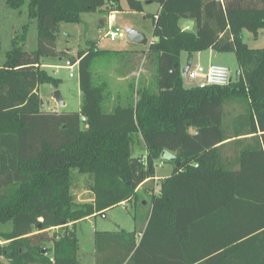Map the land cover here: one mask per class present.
<instances>
[{
	"label": "trees",
	"instance_id": "1",
	"mask_svg": "<svg viewBox=\"0 0 264 264\" xmlns=\"http://www.w3.org/2000/svg\"><path fill=\"white\" fill-rule=\"evenodd\" d=\"M125 1V11L143 13L139 0ZM153 2L147 51L159 92L105 113L89 72L104 51L72 56L56 40L60 23L123 11L119 0H0V264H80L76 223L135 201L157 162L173 169L151 195L145 229L95 231L93 264H187L182 249L196 243L216 248L220 264H264V47L242 41L243 31L257 39L264 28V0ZM23 6L28 23L5 47L2 11L25 14ZM29 22L36 41L26 49ZM205 50L234 53L235 79L185 88L180 54ZM41 56L78 63V113L40 107L39 86L56 85ZM229 104L242 110L226 118ZM134 136L143 157L132 156ZM73 171L88 179L91 200L75 201Z\"/></svg>",
	"mask_w": 264,
	"mask_h": 264
},
{
	"label": "rangeland",
	"instance_id": "2",
	"mask_svg": "<svg viewBox=\"0 0 264 264\" xmlns=\"http://www.w3.org/2000/svg\"><path fill=\"white\" fill-rule=\"evenodd\" d=\"M143 7V13H133L125 11L127 4L125 0H119L120 7L123 11H115L111 16L113 25H116L121 34L116 40H109L104 37L106 27L100 28L99 21L107 19V13L105 11H97L92 13H84L81 15L80 23H60L59 33L56 40L57 51H66L72 56H76L78 51H87L93 49L95 45L97 49L112 52H121L123 54L126 49L132 46L127 40L126 30H141L140 32L148 39V43L143 49H146L151 42V33L153 29L152 15L158 10V5L153 0H139ZM2 9V6L0 7ZM3 10V9H2ZM21 10L25 11V14L21 12L20 15H15L10 11H2V29L4 32V46L9 44V40L15 33L20 32L21 26L28 23L26 15V7L23 6ZM111 21V20H110ZM180 25L184 28V22L181 21ZM193 27L188 30H193ZM151 39V40H150ZM36 41V26L33 22H29L28 30L26 33V43L24 48H32ZM242 41L247 44L251 49H261L264 47V28L259 31L257 39H253L251 34L243 31ZM153 55V53L148 52ZM213 58H210L211 63L222 64L230 72L231 79H235L237 71V61L234 53H215L213 52ZM120 58V56H119ZM196 54L191 59L188 58V54L182 52L179 56L180 69H185L189 66L190 70L196 67L197 63L206 64L208 59V52L205 50L199 56V61L196 60ZM108 59H96V63L103 64ZM120 59L117 60L119 62ZM40 62L42 68L47 75L56 80L55 87L51 84H42L38 88V94L41 97L43 104L42 109L45 111L54 112H66V113H78L82 104L81 91L78 85V74L76 68L72 71V77H69V71L65 67V59L63 58H51L41 56ZM194 82H198L197 79L188 82L186 78L183 79V85L185 88H190L195 85ZM153 83L148 89L150 92H154ZM58 92L64 105L58 107L55 102H52V94ZM242 109L232 106L231 104L225 107L226 118L234 115ZM229 113V115H227ZM131 153L134 157H143L145 150L142 141L138 136L133 137V146L131 147ZM163 164V163H162ZM161 162H157V173L159 175L167 173L173 169V165L170 162H165L163 165ZM72 186L71 193L75 198V201L82 203L84 201L91 200V194L87 191V178L79 175L76 171L72 172ZM141 186V185H140ZM136 200L132 202L122 203L114 208L106 211L104 216H95L83 219L76 223L74 231L78 239V260L80 264H92L93 263V236L94 232H116L123 230L125 232H131L133 230H139L143 227L145 222L146 213L148 212L151 195H149L148 186L137 188ZM134 217V219H133Z\"/></svg>",
	"mask_w": 264,
	"mask_h": 264
},
{
	"label": "crops",
	"instance_id": "3",
	"mask_svg": "<svg viewBox=\"0 0 264 264\" xmlns=\"http://www.w3.org/2000/svg\"><path fill=\"white\" fill-rule=\"evenodd\" d=\"M105 21L106 18L99 21L100 28H103L105 26ZM184 25L188 28L193 27V23L190 21L184 23ZM134 31L141 33V30ZM144 47L145 45L132 43V46L129 49H126V51H124L122 55L119 54L121 52H109L102 50L104 51V53L96 56L91 61L89 67L91 84L93 87L100 88L102 91L103 100L101 103V108L105 113H111L117 106L122 108H132L138 101L139 92L145 91L150 95L158 94L159 90L157 86V57L155 54H148L146 49H143ZM95 48L97 49L96 45ZM206 51L208 52L209 60L206 62V64L197 63L196 66H200L203 69H207L210 65L223 66L222 64L211 63L210 58H213L214 53L211 50ZM202 52L196 54L197 61H199V56L202 54ZM96 59L108 60L103 64H99L96 63ZM118 59H120L119 62H117ZM152 83L155 88L154 92H150L148 90L151 87ZM50 100L54 102L52 99ZM157 172L158 171L156 169L155 177L153 179L146 180L141 184V186H139V188L148 186L149 195L157 192L159 181L170 176L172 170L161 175H159ZM149 211L150 205L148 212L146 213L143 227L138 231H143L145 229ZM139 236L140 234H137V238H139ZM182 250L183 253H185L183 260L186 262L188 261L187 264H220L219 261L216 262L214 259V252L211 251L216 250V248H214L211 244L196 243L189 245ZM207 252L208 254H203ZM92 255L94 258V249H92ZM165 262L168 263L167 261Z\"/></svg>",
	"mask_w": 264,
	"mask_h": 264
},
{
	"label": "built area",
	"instance_id": "4",
	"mask_svg": "<svg viewBox=\"0 0 264 264\" xmlns=\"http://www.w3.org/2000/svg\"><path fill=\"white\" fill-rule=\"evenodd\" d=\"M113 12L107 13V19L105 21L106 32L104 37L109 40H116L120 34L121 30L112 23L111 16ZM111 20V21H110ZM185 29H188L186 26ZM78 63H71L70 61L65 62V67L69 71V77H72V71L77 68ZM186 80L191 81L197 79L198 82H194V87L205 88L208 86H227L230 81V72L229 70L221 65H210L207 69H203L200 66H196L193 69L186 72Z\"/></svg>",
	"mask_w": 264,
	"mask_h": 264
},
{
	"label": "water",
	"instance_id": "5",
	"mask_svg": "<svg viewBox=\"0 0 264 264\" xmlns=\"http://www.w3.org/2000/svg\"><path fill=\"white\" fill-rule=\"evenodd\" d=\"M125 33L127 35V40L130 43L139 44V45H146L147 44V39L142 33H139V32L134 31V30H126ZM188 70H189V66H187L185 69H182L181 73H182L183 77L186 76V72ZM52 100L55 102V104L58 107H61L64 105V103L61 100V97L57 91L52 94ZM40 107L41 108L43 107L42 103L40 104Z\"/></svg>",
	"mask_w": 264,
	"mask_h": 264
}]
</instances>
